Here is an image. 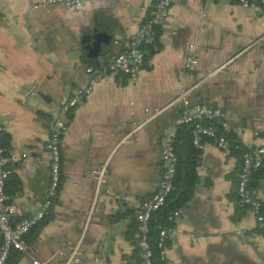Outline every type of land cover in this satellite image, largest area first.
Here are the masks:
<instances>
[{"label":"crops","instance_id":"1","mask_svg":"<svg viewBox=\"0 0 264 264\" xmlns=\"http://www.w3.org/2000/svg\"><path fill=\"white\" fill-rule=\"evenodd\" d=\"M39 3L44 4L35 8ZM154 4L98 0L78 18L45 0H0V131L6 135L5 193L15 208L14 222L43 208L51 182L48 127L61 115L62 102L94 79L86 72L93 68L76 59L80 42L95 25L110 22L111 51L114 56L125 51ZM44 40L53 59L41 51ZM191 44L198 63L187 72ZM146 52L149 58L135 82L124 76L101 80L64 115L58 193L29 254L16 264L32 259L62 264L84 228L79 264H141L135 216L159 187V140L174 130L172 103L189 89L190 104L227 114L229 131L245 149L264 147L259 7L242 8L234 0H173ZM102 165L105 183L96 193L95 172ZM239 167L227 151L205 144L197 167L200 182L166 241L175 264H264V231L257 230L250 211L237 206ZM252 194L264 202V163Z\"/></svg>","mask_w":264,"mask_h":264},{"label":"built area","instance_id":"2","mask_svg":"<svg viewBox=\"0 0 264 264\" xmlns=\"http://www.w3.org/2000/svg\"><path fill=\"white\" fill-rule=\"evenodd\" d=\"M46 4L55 5L65 9L74 17H82L89 11V8L95 6L98 0H45ZM125 4L132 0H123ZM173 0H155L154 7L147 20L139 26L134 35L128 41L125 51L115 55L113 61L106 64L103 68L93 70L87 68L86 72L94 74V79L88 86L78 87L71 99L65 100L61 105V115L54 120L48 127V141L46 149L49 153L51 164V182L47 193V200L43 208L34 216L18 221H13L15 208L9 203V197L5 193V183L9 176L7 169V158L5 151L0 146V235L2 245L0 247V264H4L9 253L12 250L18 251L23 255L29 254V247L24 241V237L29 230L41 222L51 207V200L56 196L60 179V143L61 137L66 130L64 115L71 109H74L82 103L84 99L91 95L97 82L101 80H110L115 76H124L129 82H135L139 73L142 71L144 63L143 48L153 43V29L162 26L169 16V7ZM242 8L258 7L264 4V0H235ZM44 3H39L35 8H39ZM187 55L184 60V69L192 72L197 66L196 47L189 45ZM209 75L206 79H208ZM204 79V80H206ZM192 91L189 89L181 93L174 101L173 105L178 112L174 119V127L189 125L192 127L191 144L203 151L207 140L219 148L221 151L228 150V144L224 136L219 135L214 127L205 125L207 122L215 124L224 132L229 131V122L227 114L218 107L210 108L201 105H191L188 101V95ZM174 131V130H173ZM167 130L159 140L160 157L162 162V175L157 191L151 199L147 201L136 214L138 242L137 247L140 251L141 264H175L169 257L166 247V241L171 229L160 228L154 247L148 241L149 221L151 215L159 211L165 204L169 194L173 191V177L176 170V156L173 148L174 132ZM264 162V147L252 150L242 157V168L238 174L236 186L237 205L240 208H248L253 214L256 226L264 228V216L259 215L260 203L253 198L248 191V182L253 172L258 171ZM106 165H102L95 172V191L98 193L105 183ZM181 215V210H177L169 218L175 221ZM91 216L88 214L87 222ZM15 224V225H13ZM86 228L82 231L78 240L69 247V253L62 264H79L80 248L83 242ZM32 264H46L32 259Z\"/></svg>","mask_w":264,"mask_h":264},{"label":"trees","instance_id":"3","mask_svg":"<svg viewBox=\"0 0 264 264\" xmlns=\"http://www.w3.org/2000/svg\"><path fill=\"white\" fill-rule=\"evenodd\" d=\"M258 7L261 9V12L264 14V4L258 5ZM158 28L159 26L153 29V37H154L153 43L150 46H147L142 49L144 53V63L149 58L150 54L148 55L147 54L148 52L146 51L149 50L153 46L155 37H156V30ZM144 63H143V67H144ZM191 105L193 104H190V106ZM194 105H201V104H194ZM210 108H215V107H210ZM177 112L178 110H176V113ZM205 125L214 127L217 130V133L219 135H222L225 137L227 144H228L227 152L229 153L230 156L235 157L239 161L240 163L239 172H240L242 168L243 155L251 152L252 150L245 149V147L242 145L241 141L236 136V134H234L231 131H228V132L222 131V129H220L215 124V122L210 121V122L205 123ZM191 131H192V127L189 125H182V126L174 127L173 148H174V153H175L177 162H176L175 175L173 177V182H172L173 191L167 197L164 206L159 211L151 215V218L149 221L148 241L152 247H154V244L157 240V236H158V232L160 228L171 229V230L173 229L174 221H170L169 218L173 215L175 211L177 210L182 211V209L188 204V202L193 197L195 189L200 182L199 176L197 174V167L201 159L202 151H199L192 146ZM4 139H6V135L2 134V132L0 131V146L1 148L4 149L5 156H6V149L4 148V144H3ZM207 142L212 143V141L210 140H207ZM260 169L251 174L249 182H248L247 189L251 193L252 196H253L252 194L253 179H254V176H256L259 173ZM237 182H238V179H237ZM58 187H59V184H58ZM57 193H58V188H57ZM57 193H56V196H57ZM56 196L54 198H56ZM54 198L51 200V203H52L51 206L53 205ZM253 198L255 197L253 196ZM236 202H237V194H236ZM259 203H260L259 215L264 216V202L259 201ZM241 209L250 211L248 208H241ZM46 219H47V215L45 214L43 220L39 222L36 226L32 227L29 230V232L26 234V236L24 237V241L28 247H29L30 241L36 238L38 234V228L44 222H46ZM14 223L16 224L17 222H14ZM256 228L258 231H264V228H260L258 226ZM1 245H2V237L0 235V247ZM22 255L23 254H21L20 252L12 250L9 253L7 260L5 261L4 264H16Z\"/></svg>","mask_w":264,"mask_h":264},{"label":"water","instance_id":"4","mask_svg":"<svg viewBox=\"0 0 264 264\" xmlns=\"http://www.w3.org/2000/svg\"><path fill=\"white\" fill-rule=\"evenodd\" d=\"M106 23V22H105ZM113 24L107 22L102 26L95 25L92 33L88 34L80 42L79 50L76 51V59L80 60L86 67H92L93 69L99 68L100 65L109 64L114 59L112 50L113 36ZM85 39L88 42H85ZM41 46L44 53H47L51 59L53 56L47 41H41ZM92 63H87L91 61Z\"/></svg>","mask_w":264,"mask_h":264}]
</instances>
